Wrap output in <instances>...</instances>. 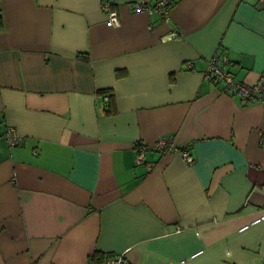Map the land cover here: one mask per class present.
<instances>
[{
	"label": "crops",
	"instance_id": "0c3cea01",
	"mask_svg": "<svg viewBox=\"0 0 264 264\" xmlns=\"http://www.w3.org/2000/svg\"><path fill=\"white\" fill-rule=\"evenodd\" d=\"M115 1L0 0V264H264V5Z\"/></svg>",
	"mask_w": 264,
	"mask_h": 264
},
{
	"label": "built area",
	"instance_id": "2783aa9c",
	"mask_svg": "<svg viewBox=\"0 0 264 264\" xmlns=\"http://www.w3.org/2000/svg\"><path fill=\"white\" fill-rule=\"evenodd\" d=\"M264 5V0H259ZM116 1L113 0H102L101 6L105 9L106 20L105 23L109 26H116L119 24L118 11L113 6V3ZM169 6L170 0H137L132 4V8L135 10H144L147 13L157 12L162 18H166L169 15ZM229 63L228 58L225 55H215L209 62L208 68L205 72V76L209 79H218L222 82L221 92L231 95H236L245 100H261L264 98V74H261L253 83L246 84L240 81H236L231 73L225 69V66ZM4 137L9 146L17 145L22 136L15 130L13 127H6L4 131ZM155 146L163 151L173 152L180 150L181 155L188 162L192 161L191 155L186 149L177 148L172 145L171 139L162 137L158 138L155 142ZM142 159V150H139L136 155V161H141ZM264 191V186H263ZM264 218L262 214L255 221H259ZM246 227V226H244ZM242 227L241 229H243ZM196 252L192 256L198 254ZM184 260H181L180 263H184ZM110 263L121 264L122 261L120 258L117 260L111 259ZM86 264H95L92 259H89Z\"/></svg>",
	"mask_w": 264,
	"mask_h": 264
},
{
	"label": "trees",
	"instance_id": "16d2710c",
	"mask_svg": "<svg viewBox=\"0 0 264 264\" xmlns=\"http://www.w3.org/2000/svg\"><path fill=\"white\" fill-rule=\"evenodd\" d=\"M102 93H104V92H102ZM111 111H113V109H112V108L109 110V112H111ZM91 259H92V260H94V259H93V257H91Z\"/></svg>",
	"mask_w": 264,
	"mask_h": 264
}]
</instances>
